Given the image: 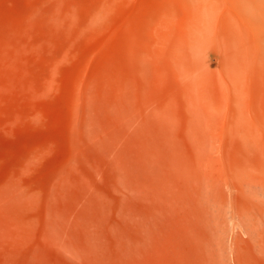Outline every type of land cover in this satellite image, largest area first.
I'll list each match as a JSON object with an SVG mask.
<instances>
[{
  "label": "rangeland",
  "instance_id": "obj_1",
  "mask_svg": "<svg viewBox=\"0 0 264 264\" xmlns=\"http://www.w3.org/2000/svg\"><path fill=\"white\" fill-rule=\"evenodd\" d=\"M230 8L0 0V264H264V70Z\"/></svg>",
  "mask_w": 264,
  "mask_h": 264
},
{
  "label": "bare ground",
  "instance_id": "obj_2",
  "mask_svg": "<svg viewBox=\"0 0 264 264\" xmlns=\"http://www.w3.org/2000/svg\"><path fill=\"white\" fill-rule=\"evenodd\" d=\"M224 5L226 6V9H227V11H231V8H230V6H232V9L234 8L235 9V11H237L241 16H242V18L244 19V21H245V25H246V34L248 35V36H251L252 37V43H251V45H249V48H250V50H252L257 56H258V58L261 60V61H259V63L260 64H258V65H260L261 66V68L264 70V0H224ZM222 13V12H221ZM227 13V12H226ZM236 13V12H235ZM234 13V14H235ZM237 14V13H236ZM228 15V14H227ZM229 19V18H228ZM222 20V19H221ZM230 20H232V19H230ZM229 23L230 24H233L232 26H234V24H235V22H234V20L233 21H229ZM236 25V24H235ZM228 26V25H227ZM235 27V26H234ZM236 27H237V25H236ZM227 28H229V26L227 27ZM238 29V28H237ZM237 32H238V30H237ZM232 33V35L233 36H236L237 34L235 33V32H231ZM240 35V34H239ZM224 43L227 45V44H229V40L224 36ZM223 43V44H224ZM224 46V45H223ZM223 46H222V48H223ZM236 51V49L233 51V52H235ZM225 54V53H224ZM223 53H222V55H223V57H224V59L228 62V63H226L225 61H224V63H226V65L224 64V68L225 69H229L228 71H230V73L227 71V70H224V72H227V73H225L223 76H226L227 77V79H226V81H228L229 82V79H231V77H230V75L232 74L231 72H233V73H235L236 74V67H237V71H238V74L241 72V76L242 77H245V74H243L242 73V71H241V69H239V67L237 66V65H235L236 63H238L239 62V60H237L236 59V57L235 58H232L233 59V62L235 61V60H237L235 63H234V66H236L235 68L233 67V62H232V66H231V64H229V61L228 60H230L231 58L230 57H228L226 54L224 55ZM230 54V53H229ZM239 53H237V55H238ZM231 55V54H230ZM229 55V56H230ZM233 55H234V53H233ZM232 57V56H231ZM227 58H229L228 60H227ZM223 59V58H222ZM231 59V60H232ZM235 59V60H234ZM240 63V62H239ZM244 64V63H243ZM239 65H241V64H239ZM229 66V67H228ZM231 66V67H230ZM233 67V68H232ZM223 68V69H224ZM231 69H232V71H231ZM240 70V71H239ZM243 71H244V69H243ZM246 71V70H245ZM229 73V75H226V74H228ZM245 73V72H244ZM235 74H234V76H235ZM238 74H236V75H238ZM240 75H238V80H236L234 83H231V82H229L230 84V90H231V92L233 91V95H234V92H235V88H232L233 86H232V84H234V87H236V88H238V86L239 85H237V84H240L241 83V81L240 80H242L241 78V76ZM244 75V76H243ZM232 77H233V75H232ZM224 79V80H225ZM226 81H223V82H225V84L227 85V83H226ZM245 80H244V78H243V80H242V83L244 84L245 82H244ZM242 83L240 84V86L242 85ZM236 85V86H235ZM228 86H227V89H228ZM239 86V87H240ZM243 87L245 88V86L243 85ZM224 88L226 89V87L224 86ZM228 89V90H229ZM228 92V91H227ZM245 93H246V91H244ZM231 94V93H230ZM244 95V94H243ZM246 95V94H245ZM244 95V97H247V95L245 96ZM226 95L224 94V97H225ZM243 97V96H242ZM226 98V97H225ZM246 98H244L243 99V101L245 100ZM227 100V98L225 99V101ZM239 101V100H238ZM237 101V102H238ZM241 102H242V104H241V102H238V103H240L241 105V107L244 109L245 108V112L247 111V109L250 111V113H255L254 112V110H253V108H252V105L250 106H247V102H245V104H246V106L247 107H243V101L242 100H240ZM246 101H248L247 99H246ZM223 102H224V99H223ZM261 102V101H260ZM226 103V102H225ZM238 103H236L237 105H238ZM221 106H223V104L221 105ZM224 106H226V105H224ZM224 106L222 107V116H223V114H225V113H223V111H225V110H223L224 109ZM240 106L238 105V107L240 108ZM245 106V105H244ZM242 108L240 109L241 111H243L242 110ZM237 110H239V109H237ZM236 110V111H237ZM240 111V112H241ZM232 112V111H231ZM238 113V116H239V111L237 112ZM227 114H230V109H228L227 110ZM233 114H235V113H233ZM242 115L241 116H243V112L241 113ZM245 114V113H244ZM248 115V114H247ZM247 115H246V117H247ZM241 116H239V117H241ZM245 119V117H243V119H241V118H239L237 121H236V123L234 122V124L236 125V128H240V125L239 124H245V125H247V123L249 124V119H248V121L246 120H244ZM259 120H261V121H259ZM253 121L254 122H258L259 121V123H262V119H260V118H258V117H256L255 119H253ZM253 124V123H252ZM237 125H238V127H237ZM242 126V125H241ZM235 127V126H234ZM243 127H244V125H243ZM243 127H242V129H243ZM235 128V129H236ZM245 128H247V127H245ZM252 127H251V125H250V129H251ZM249 129V128H248ZM240 130H241V128H240ZM245 131H248V130H246L245 129ZM255 131V130H254ZM241 132V131H240ZM249 132V131H248ZM246 133V132H245ZM243 134H244V131H243ZM243 134L241 135L242 137H243ZM256 134V133H255ZM248 135V137L251 139V137H250V132L247 134ZM259 135V134H258ZM258 135H256V136H258ZM245 136V135H244ZM255 136V135H254ZM253 136V138H255ZM259 137V136H258ZM256 139V138H255ZM255 139H251L252 140V142L255 140ZM243 140V139H242ZM258 140H260V137H259V139L257 138V140H255L254 142H258ZM248 141V140H247Z\"/></svg>",
  "mask_w": 264,
  "mask_h": 264
}]
</instances>
